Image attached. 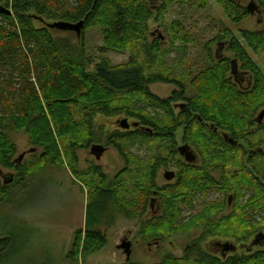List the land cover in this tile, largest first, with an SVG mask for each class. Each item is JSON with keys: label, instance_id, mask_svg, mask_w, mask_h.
<instances>
[{"label": "trees", "instance_id": "16d2710c", "mask_svg": "<svg viewBox=\"0 0 264 264\" xmlns=\"http://www.w3.org/2000/svg\"><path fill=\"white\" fill-rule=\"evenodd\" d=\"M189 1L192 0H8L4 7L9 8L10 14L0 13V167L16 172L15 184L18 186L21 185L19 180L27 177L29 168L61 166L65 159L71 173L82 179L88 188L85 224L83 230L74 233L71 249L66 255L68 261L77 263L81 258L103 249L106 245L103 228L112 226L118 214L123 213L127 218L138 216L145 211L150 196H171L181 192L184 186L191 185L196 174L193 168L184 164L178 165L179 174L173 185L157 187L154 182L157 168L172 161L178 154L174 139L177 129L184 126L185 136L190 139L196 137L193 134L196 130L203 141L211 133L220 137L215 139L212 147L214 153L219 155L222 144L230 148L238 144V128L241 126L238 123H244L247 114L264 106V80L258 68L239 42L224 29L220 38L223 41L217 43L214 56L217 66L198 76L196 96L186 97L184 85L180 83L176 84L182 91L170 99H160L150 92L149 85L153 83L174 81L163 75H148L143 67V64L155 62L159 52L157 40L147 43V24L150 20L158 22L172 5ZM216 1L234 24L250 16L247 8L236 0ZM255 2L264 11V0ZM154 3L158 4L155 11L150 7ZM195 3L199 8L205 6V0H195ZM30 11H34L37 17H31ZM33 18L41 23L44 19L68 23L83 21L78 37L80 48L73 47L67 39H55L52 31L57 30L49 29L46 24L40 28L34 27ZM94 26L100 27L107 48L129 50L130 57L126 63L112 65L102 57L93 72L88 71L92 60L85 53L84 34ZM170 29L183 32L181 24L177 29ZM240 37L249 49L264 54V29L259 32L242 31ZM187 42L183 40V44ZM220 44H224L223 48L235 56L234 61H240L242 69L254 77L252 88H238L226 79L229 71L232 74L231 61L221 56ZM138 99L162 110L169 123H157L142 111H137L132 104ZM180 101L184 103L180 106L179 115L174 117L171 103ZM97 114H124L137 120L134 131L117 132L107 140V146L117 150L126 162L125 169L111 182L102 175L100 167L92 166L80 175L76 171L77 151L87 150L95 142L93 119ZM255 123L262 128L256 120ZM251 126L252 123L248 121L245 128ZM13 132H23L29 145L40 151L36 163L30 167L20 166L15 159L17 149L10 138ZM223 134L234 143L225 141ZM153 140L167 146V157L157 156L141 171L142 167H137L133 157L126 153L127 148L136 141ZM251 153L263 154L264 148H256ZM202 176L204 184L214 185L210 178ZM235 177L237 199L241 198L244 190L251 189L248 206L261 211L264 208V186L251 178L238 180ZM129 180L135 182L132 190L139 199V212L135 214L129 211L135 209L134 205L124 202V195L130 191L124 186ZM15 184L13 179L10 183L0 182V204L9 200ZM207 185L203 186L202 191L207 190ZM171 206L169 210H164L161 225L157 223L149 227V232L154 236L165 233L164 238H168L190 229L179 225L180 211L177 204ZM239 212L243 213L244 210ZM236 216L234 222L227 219L210 223L202 237L232 238L239 244L238 249H249L244 243L252 234L264 230V218L260 223L247 224L240 220L239 214ZM244 224L245 231L237 232V228ZM259 234L264 232H258L251 245ZM12 243V237L0 238V262L11 250ZM219 254L221 259L192 247L182 258L166 255L158 264H264V249L247 255L231 253L234 255L226 258L222 257L219 248Z\"/></svg>", "mask_w": 264, "mask_h": 264}, {"label": "rangeland", "instance_id": "374dc122", "mask_svg": "<svg viewBox=\"0 0 264 264\" xmlns=\"http://www.w3.org/2000/svg\"><path fill=\"white\" fill-rule=\"evenodd\" d=\"M236 1L244 8H247L251 2L257 5L255 0ZM7 2L8 0H0V6H6ZM157 6L158 4L155 3L150 5L153 11ZM29 15L37 17L34 11H30ZM55 22L59 21L44 19L41 23L37 19H32L36 28ZM179 24L182 25L183 32L170 29L171 27L177 29ZM223 29L239 42L264 80V54L255 53L249 49L240 37L242 31L259 32L264 29V11L254 10L249 17L234 24L216 0H205L204 8H199L195 0H192L182 5H172L162 14L158 22L150 20L147 24L145 34L147 43L157 40L159 52L155 62L150 65L143 64V67L148 75H163L174 81L167 84L153 83L149 85L150 92L160 99H170L175 93L179 94L182 91L176 84L180 83L184 85L186 97L196 96L198 76L217 66L214 56L218 49L217 43L223 41L220 40ZM185 33L186 37L183 36ZM52 35L57 40L67 39L73 47L80 48V39L74 32L52 31ZM84 35L85 53L92 60L88 67L89 72H93L102 57L107 58L112 65H121L128 61L129 50L109 49L105 46L99 26L87 29ZM182 39L188 42L183 44ZM221 56L229 61L235 59V56L225 48L221 50ZM226 79L241 89L252 88L255 81L248 71L242 69L240 61L236 62L235 73L230 74L229 71ZM183 103L182 101L171 103L174 117L179 115L180 106ZM132 106L137 111H142L155 119L157 123H169V119L164 116L162 110L153 108L140 99L136 100ZM261 111H264V106L247 114L244 123L237 124L241 125L238 128V144L233 148L222 144L219 155L214 153L212 147L215 139L220 137L210 132L208 138L203 141L199 131L196 130L193 133L196 137L190 139L185 136L184 126L177 129L174 134L176 148L186 144L197 157L194 164L188 165L196 174L193 177L194 183L192 181L191 185L184 186L181 192L171 196H150L145 211L138 216L127 218L123 213L118 214L112 226L103 228L102 232L106 238L105 247L81 258L77 263L68 261L66 255L71 249L74 233L84 229L88 188L83 184L82 179L71 173L67 161L63 159L61 166L46 165L41 168L37 166L29 168L27 177L19 180L21 184L18 185L21 187L19 188L15 184L16 172L0 167V182L2 183L6 177H11L15 184L14 193L9 200L0 204V238H13L11 250L0 264H126L129 262L158 264L166 255L180 259L192 247L221 259L219 246L225 243H231L237 247L235 255H247L263 250L264 241L260 245H251V241L258 232H264V230L252 234L244 243L249 249L241 250L238 249L239 244L235 239L210 235L202 237L210 223L224 222L227 219L234 222L238 214L240 220L247 224L260 223L264 218V208L260 211L248 206L251 202V189L244 190L241 198L237 199L238 192L235 188V176L238 180L251 178L264 186V153L250 154L256 148H264V116L260 125L261 129L255 123ZM124 120L128 129L121 128ZM136 121L124 114L95 115L93 144L101 145L106 150L98 160L90 153L91 147L77 151L78 174L96 166L100 167L102 175L108 182L113 181L125 169L126 162L117 150L107 146V140L114 133L134 131L136 127H133V124H136ZM248 121L252 123V126L246 129ZM10 138L17 149L15 159L18 160L21 157L19 165L30 167L35 164L40 151L29 145L27 136L23 132H13ZM166 147L159 140L136 141L127 148L126 153L133 157L137 167L141 166L143 171L144 166L157 156L167 157ZM179 164L187 165L176 153L172 161L157 168L154 177L157 187L170 186L177 181ZM170 172L175 174V178L171 181L166 179V174ZM202 175L210 178L214 185L204 184ZM134 184L133 180L126 181L124 187L131 192L128 191L124 195V202L127 205H134L135 209L129 211L135 214L139 212L137 207L139 199L132 190ZM204 185L208 186L205 188L206 191H202ZM170 202L177 204L180 211L177 220L179 225L190 227V229L168 238H164L165 233L154 236L149 232V227L163 223L160 220L163 219L164 210L172 207L171 204L169 205ZM211 208L212 211H209ZM236 208L244 212L240 213L236 211ZM244 226L245 224L239 226L237 232L245 231ZM124 242H129L131 245L128 260L123 249H120ZM234 254L227 253L226 258Z\"/></svg>", "mask_w": 264, "mask_h": 264}, {"label": "water", "instance_id": "95a60500", "mask_svg": "<svg viewBox=\"0 0 264 264\" xmlns=\"http://www.w3.org/2000/svg\"><path fill=\"white\" fill-rule=\"evenodd\" d=\"M247 10L249 11V13H251L252 11H259V8L253 3L251 2L249 4V6L247 7ZM0 13H3L5 15H9L10 11L8 9H6L5 7L0 6ZM46 26L49 29H54L60 32H74L76 34L77 37H80V33L83 27V21H80L78 23H68V22H63V21H59V22H55L52 24H46ZM224 44H220L219 45V51L221 52V50L223 49ZM235 65H236V61H231V72L232 74L235 73ZM264 116V111H261L256 122L258 124H261L262 119ZM137 124H133V127H136ZM121 128L123 129H128V125L126 123V121L124 120L121 124ZM223 138L225 141H228L230 144H233V140L228 138V136L226 134H223ZM106 148H104L101 145H92L90 148V153L95 157V159H99L100 156L105 152ZM258 151H260V149H258ZM177 152L180 156H182L185 160V162L187 163H192L195 160V156L193 154V152L189 149V147L187 145H183L177 148ZM21 157L17 160L18 162L20 161ZM173 177V173H168L166 175L167 180H170ZM4 183H10L12 181L11 177H6L4 178ZM264 240V234H259L258 237L253 241L252 245H258L261 241ZM130 243L129 242H124L122 243V245L120 246V249H123L127 260L129 259L130 256ZM237 250V247L234 244L231 243H225L223 244L222 248H221V254L222 257L226 256L227 253H235Z\"/></svg>", "mask_w": 264, "mask_h": 264}, {"label": "flooded vegetation", "instance_id": "af4514ba", "mask_svg": "<svg viewBox=\"0 0 264 264\" xmlns=\"http://www.w3.org/2000/svg\"><path fill=\"white\" fill-rule=\"evenodd\" d=\"M256 120H257V119H256ZM184 145H186V144H184ZM182 146H183V145H182ZM187 146H188V145H187ZM188 147H189V146H188ZM177 148H178V147H177ZM189 149H190V148H189ZM190 150H191V149H190ZM191 151H192V150H191ZM260 151H262V150L260 149ZM192 152H193V151H192ZM193 154H194V153H193ZM250 154H252V153L250 152ZM178 155H179V154H178ZM179 156H180V155H179ZM194 156H195V160H194V162H192V163H187V162H185L184 158H183L182 156H181V157L183 158L184 162H185L187 165H191V164H194V163L197 161V157H196L195 154H194ZM170 173H173V172H170ZM167 174H168V173H167ZM167 174H166V175H167ZM174 177H175V174L173 173V177L170 179V181L173 180ZM166 179H167V178H166ZM219 248L221 249L222 246H221V247L219 246Z\"/></svg>", "mask_w": 264, "mask_h": 264}]
</instances>
